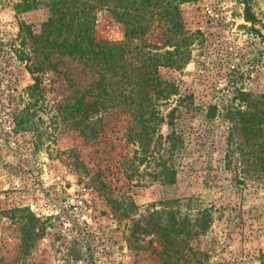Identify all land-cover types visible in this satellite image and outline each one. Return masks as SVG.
Masks as SVG:
<instances>
[{"label": "rangeland", "instance_id": "1", "mask_svg": "<svg viewBox=\"0 0 264 264\" xmlns=\"http://www.w3.org/2000/svg\"><path fill=\"white\" fill-rule=\"evenodd\" d=\"M21 2L0 0L1 261L264 264V177L233 119L254 97L264 108V0L182 3L188 59L143 105L110 100L85 59L32 51L49 9ZM97 37L123 40L124 25L102 11ZM172 219L184 255L156 231Z\"/></svg>", "mask_w": 264, "mask_h": 264}, {"label": "trees", "instance_id": "2", "mask_svg": "<svg viewBox=\"0 0 264 264\" xmlns=\"http://www.w3.org/2000/svg\"><path fill=\"white\" fill-rule=\"evenodd\" d=\"M186 1L189 0H22L17 8L25 10L44 5L49 9L41 32L30 33L32 51L43 57L57 51L85 59L99 68L106 81L100 90L110 95V100L119 105L138 100L143 105L154 103L168 85L161 77L160 69L182 68L184 59H188L183 54L193 43V34L185 28L180 7ZM102 11H107L112 19L124 25L123 40L98 39L97 22ZM25 44L23 41L22 46ZM172 46H175L174 50L169 48ZM15 51L21 60H27L35 67L29 52L23 48ZM38 87L35 82L28 89L31 98ZM260 102L254 97L245 111L235 109L233 119H236V128L248 138L247 160L251 161L255 172L264 177V108L260 107ZM74 108L79 110L80 103ZM72 110L73 107L68 105L61 111L70 116ZM92 130L95 136L94 126ZM177 223L175 219L170 223L157 222L156 231L170 248L174 247L176 253L184 255L178 247L181 246L179 235L184 228H179L183 224ZM0 264H4L1 259Z\"/></svg>", "mask_w": 264, "mask_h": 264}]
</instances>
